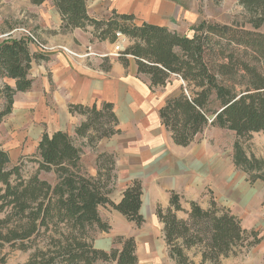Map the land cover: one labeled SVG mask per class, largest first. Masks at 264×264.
<instances>
[{
	"label": "trees",
	"instance_id": "1",
	"mask_svg": "<svg viewBox=\"0 0 264 264\" xmlns=\"http://www.w3.org/2000/svg\"><path fill=\"white\" fill-rule=\"evenodd\" d=\"M39 5L45 0H30ZM254 31L232 24L201 21L192 25V35L170 30L149 21L135 22L132 13L112 11L92 16L86 0H52L60 14L62 31L92 27L98 41L113 44L119 36L129 44L118 51L119 59L133 56L137 73L147 76L150 88L165 86L173 77L181 80L178 95L169 97L159 109L161 124L177 145L187 146L196 134L215 126L234 132L233 161L249 174L250 181L264 183V159L248 157L240 139L264 133V0H239ZM29 38L0 40V94L4 104L1 120L11 113L14 95L32 86V63L46 57L30 50ZM71 114L83 116L74 136L84 138L92 148L118 132L112 104H69ZM36 170L25 176L21 163L9 165L7 152L0 147V264L6 262V248L30 251L23 264H136L134 236L119 235L108 251L94 246L93 231H108L100 206H110L125 219L141 227V183L133 179L124 187L117 204L109 199L116 174L111 153H97L96 174L82 169V150L65 131L43 132L31 159ZM52 172L55 183L40 177ZM202 208L190 201L182 207L180 195L170 192L169 206H158L156 217L168 256L176 264H221L220 259L260 243L259 231L242 227L241 220L211 198ZM183 211L186 218H178ZM115 244L118 246L115 247ZM192 257L199 255L195 263Z\"/></svg>",
	"mask_w": 264,
	"mask_h": 264
},
{
	"label": "rangeland",
	"instance_id": "2",
	"mask_svg": "<svg viewBox=\"0 0 264 264\" xmlns=\"http://www.w3.org/2000/svg\"><path fill=\"white\" fill-rule=\"evenodd\" d=\"M87 2L89 11L93 13L105 14L113 9L117 12L130 11L135 16L137 24L146 20L187 35H192V25L201 21L216 22L221 25L232 24L254 31L247 23L249 13L239 0H87ZM19 28L26 29L39 42L52 48L51 51L43 53L35 44L30 45L32 52L41 53L46 59L33 62L29 71V77L34 82L33 88L14 95L11 113L0 122V147L9 156L8 166L21 163L22 171L27 176L37 167L31 159L41 133L54 128L53 121L48 118L46 112L51 108L52 92L55 89L53 83H49L51 73L47 67L48 60L61 53L76 64L82 60L90 65L94 62V57L98 58L111 52L112 55L102 61L104 65V62L118 54V51L123 50L129 42L123 35L113 44L98 41L92 35V27L62 31L59 27L57 9L52 0H45L39 5L31 3L30 0H0V40L6 38L5 34ZM256 31L264 33V23ZM19 36L23 35L17 30L14 34H10V37ZM91 57L93 58L90 60ZM4 82L14 85L11 79H0V88ZM48 85H50L49 90H47ZM3 104L4 97L0 94V110ZM72 137L82 150L81 166L88 173V170H93L95 166L93 159L98 152L96 146L92 148L87 144L86 139ZM197 139L198 144H209L210 170L213 173L221 170V174L226 171L228 176L225 187L215 186L212 190H204L198 201L205 205L207 198L213 197L219 206L229 208L239 217L242 227L254 228L259 231V237L261 236L260 243L250 250L221 258L220 263L264 264V183L259 179L250 181L249 174L235 166L233 144L237 138L234 132L210 126L203 130ZM239 142L248 157L264 159V133H252ZM39 175L51 184L56 181L52 172H40ZM112 211L113 209L108 205L99 208L102 219L107 222L111 219L115 224ZM104 232L109 233L94 230V240L100 241L108 237ZM116 246L118 245L115 244ZM193 252L195 250L189 251L188 255L192 257ZM4 253L6 254L4 264H23L29 257L30 251L6 248ZM197 258L198 256L192 257L195 263ZM96 264L111 263L98 261Z\"/></svg>",
	"mask_w": 264,
	"mask_h": 264
},
{
	"label": "crops",
	"instance_id": "3",
	"mask_svg": "<svg viewBox=\"0 0 264 264\" xmlns=\"http://www.w3.org/2000/svg\"><path fill=\"white\" fill-rule=\"evenodd\" d=\"M87 3L86 0L88 13L92 16L103 17L112 12H90ZM57 16L60 27L58 11ZM111 55L110 52L98 58L91 57L90 60L93 58L94 62L90 65L82 60L76 64L61 53L48 60L47 67L51 73L48 81L53 83L55 89L52 92L51 108L46 112L53 121L54 128L45 132L52 134L61 130L71 136L75 135V126L84 118L77 113L71 114L68 110L69 104H112V110L117 116L118 132L102 138L96 144V153L108 152L114 157L116 178L114 189L109 194L113 203H118L124 187L133 179L140 181L142 194L139 212L144 222L138 228L135 223L113 209L115 224L109 219V233L104 232L108 237L100 241L94 240V246L108 251L114 246L113 238L119 235L134 236L136 264H176L168 256L161 231L163 224L156 217V208L160 206L165 209L169 206L168 200L172 191L180 195V202L186 210L189 209L190 201L198 202L202 208H208L211 198H207L205 205L198 199L206 189L225 187L228 176L226 171L221 174V170L214 173L210 170L209 144L196 143L200 133L195 135L194 141L189 145H177L172 140L170 131L161 124L159 108L167 98L178 95L181 80L173 77L165 86L151 89L149 78L137 73V63L133 56H125L126 62L123 63L116 54L103 65L102 61ZM33 85L32 79L29 90ZM49 87L50 85L47 90ZM95 158L96 154L94 164ZM96 171L95 164L88 173L94 176ZM177 217L186 218V214L183 211L177 212ZM198 260L199 255L197 262Z\"/></svg>",
	"mask_w": 264,
	"mask_h": 264
},
{
	"label": "built area",
	"instance_id": "4",
	"mask_svg": "<svg viewBox=\"0 0 264 264\" xmlns=\"http://www.w3.org/2000/svg\"><path fill=\"white\" fill-rule=\"evenodd\" d=\"M16 30L19 34L22 33L23 36L28 37L30 39L29 45L35 44L40 52L46 53L52 50V48L47 47L46 45L39 42L33 35H31V33H29V31L24 28L14 29L13 31L5 34V37H10V34H14Z\"/></svg>",
	"mask_w": 264,
	"mask_h": 264
}]
</instances>
